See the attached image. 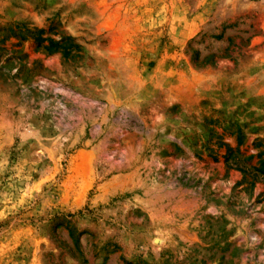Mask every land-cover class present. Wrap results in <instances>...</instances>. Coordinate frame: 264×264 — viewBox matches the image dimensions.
Segmentation results:
<instances>
[{
  "label": "rangeland",
  "instance_id": "obj_1",
  "mask_svg": "<svg viewBox=\"0 0 264 264\" xmlns=\"http://www.w3.org/2000/svg\"><path fill=\"white\" fill-rule=\"evenodd\" d=\"M0 264H264V0H0Z\"/></svg>",
  "mask_w": 264,
  "mask_h": 264
}]
</instances>
